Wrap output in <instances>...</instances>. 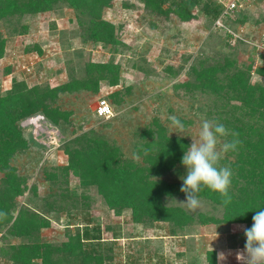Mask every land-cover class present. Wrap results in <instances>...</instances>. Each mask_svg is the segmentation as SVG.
<instances>
[{"label":"rangeland","instance_id":"374dc122","mask_svg":"<svg viewBox=\"0 0 264 264\" xmlns=\"http://www.w3.org/2000/svg\"><path fill=\"white\" fill-rule=\"evenodd\" d=\"M201 5L190 9L193 17L181 21L172 13L165 17L155 12L142 0H112L104 8L103 17L114 25L115 36L120 39L117 45L93 41L89 37L90 16L63 0L47 11L0 20V35L6 40L0 59V94L10 89L13 79L24 81L29 87H42L80 78L90 61L111 62L120 71L116 85L102 79L96 93H59L51 101L52 107L71 111L68 122H60L59 146L36 139L34 124L19 123L28 147L16 153L10 165L25 177L28 187L17 197L13 216L27 207L47 218L50 224L28 236L11 234L8 225L1 226L0 264H16L3 250L10 245L33 241L60 245L87 224L100 226L104 264H206L208 250H215L219 263H241L236 253L245 248L243 229L251 228L253 223L223 221L227 213L221 204L199 196L201 207L192 212L182 204L186 196H164V204L180 206L190 215L187 224L175 227L150 219L134 222L130 209L117 213L94 186L81 185L78 178L66 176L61 168L67 164L64 144L89 131L117 146L123 159L140 164L145 150L142 154L137 151L140 144L153 136L157 128L155 119L165 127L167 135L184 137L188 147L192 141L199 142L205 119L223 124L230 133L235 125L247 124L243 102L226 98L224 91L220 94L223 97L201 91L195 86L198 81L193 69L216 63L221 68L218 77L222 83L225 73L241 70L250 71L252 83L264 85V77L257 73L264 66V0H247V4L230 12L217 25ZM114 91L122 94L117 104L109 96ZM100 98L111 103L112 117L101 119L96 115L94 108ZM172 116L185 125L182 131L173 125ZM229 136L219 137L218 149L229 142ZM238 151L239 147L228 151L219 162L220 166L230 168L234 177H238L233 166ZM186 173L181 163L157 178L181 184ZM51 174L57 176L51 180ZM1 176L0 172V179ZM237 179L240 185L243 179ZM236 189L231 181L230 191ZM221 252L226 255L225 261L218 260ZM55 257L64 256L59 253ZM74 261L79 259L67 258L63 264ZM32 264H42L41 259L35 258Z\"/></svg>","mask_w":264,"mask_h":264},{"label":"trees","instance_id":"16d2710c","mask_svg":"<svg viewBox=\"0 0 264 264\" xmlns=\"http://www.w3.org/2000/svg\"><path fill=\"white\" fill-rule=\"evenodd\" d=\"M59 0H0V20H11L24 14H35L50 10ZM70 6L78 8L90 16L89 37L103 44H120L115 36L114 25L104 19L103 10L110 6L112 0H63ZM146 7L167 17L171 13L181 21H188L194 15L190 9L201 5L205 14L214 20L223 9L218 0H142ZM167 3V8L163 5ZM5 38L0 35V59L5 52ZM197 84L201 91L214 93L217 96L224 91L227 97L238 98L247 109L250 123L235 125L232 132L238 133V139L244 143L238 145L237 169L242 183L238 185V177L232 175L236 192L230 191L232 201L225 205L219 194L205 188L199 196L221 204L226 211L223 221L253 223V216L258 210H264V85L252 83L250 71L241 70L225 73L222 83L218 77L221 70L219 64L205 65L195 70ZM6 73H9L7 71ZM84 76L70 78L56 86H28L24 81L13 79L12 86L0 94V212L6 217L0 219V227L8 225L11 234L28 236L39 228L49 226L47 218L27 207L19 209L13 216L16 199L27 189L26 179L19 174L10 161L16 153H21L28 147V142L19 125L25 118L41 114L45 119L59 127L61 120L68 122L71 111L60 110L51 106V101L59 93L88 90L96 93L99 82L108 80L110 85L118 84L120 71L111 62L90 61L85 67ZM257 73L264 77V66ZM177 86V85H176ZM230 94V95H229ZM113 104L122 100V94L114 91L110 95ZM223 97V96H220ZM157 128L153 136L140 144L139 154L145 150L142 163L123 159L118 147L104 137L94 134V131L75 136L64 144L67 164L62 166L66 176L78 178L83 186H94L104 198L106 204L117 213L130 209L134 222L145 219L165 221L171 226L182 227L190 220V215L180 206L163 203L164 196L184 195L180 191L183 183H172L159 179L176 164L182 163V157L188 149L184 137L167 135L165 127L154 120ZM254 123V125H253ZM247 125V130H246ZM59 129H61L59 127ZM150 133V130H147ZM146 131V132H147ZM152 132V130H151ZM145 132H142V136ZM147 137V136H146ZM233 140L230 134L229 142ZM80 144V145H79ZM155 147V148H154ZM56 174H51L53 179ZM33 189L36 188L32 185ZM170 231L175 234V229ZM119 236H113L117 239ZM103 237L99 225L89 226L68 237L60 245L50 242L33 241L24 244L10 245L3 249L16 264H32L35 258H40L42 264H63L67 258L79 259L72 264H104ZM63 258L55 257L56 254ZM206 264H241L219 263L215 250H208ZM56 258L57 260H55ZM180 264H197L180 263Z\"/></svg>","mask_w":264,"mask_h":264},{"label":"clouds","instance_id":"9594fccd","mask_svg":"<svg viewBox=\"0 0 264 264\" xmlns=\"http://www.w3.org/2000/svg\"><path fill=\"white\" fill-rule=\"evenodd\" d=\"M173 125L181 131L185 125L175 116L170 117ZM233 136L231 142H224L218 149L219 137ZM238 133H230L223 124L205 119L199 132V142H193L182 157V164L186 167V176L181 177L183 185L180 189L186 196L182 203L195 212L201 207L199 193L205 188L219 194L225 205L232 201L230 195L232 171L228 167L220 166V160L228 151H236L242 142L237 138ZM264 209V208H262ZM0 212V219L6 217ZM246 244L243 252L236 253V259L241 264H264V210H258L253 216L251 228H244ZM219 261H225L226 255L218 254Z\"/></svg>","mask_w":264,"mask_h":264},{"label":"built area","instance_id":"2783aa9c","mask_svg":"<svg viewBox=\"0 0 264 264\" xmlns=\"http://www.w3.org/2000/svg\"><path fill=\"white\" fill-rule=\"evenodd\" d=\"M222 5L223 9L220 14L214 19V22L221 24L222 19H227L230 12L242 8L244 4H247V0H218ZM94 111L98 117L101 119H108L114 115V110L109 101L105 98H100L97 100V104ZM23 123L34 124L37 128L35 138H42L44 143L51 144L54 143L55 146H59L62 143V135L59 128L45 119L42 115L36 114L25 118ZM31 125V126H32ZM46 145V144H45ZM53 145V144H52Z\"/></svg>","mask_w":264,"mask_h":264}]
</instances>
